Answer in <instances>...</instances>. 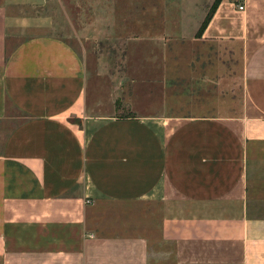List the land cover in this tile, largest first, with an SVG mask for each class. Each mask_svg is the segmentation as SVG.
Masks as SVG:
<instances>
[{
	"label": "crops",
	"instance_id": "crops-1",
	"mask_svg": "<svg viewBox=\"0 0 264 264\" xmlns=\"http://www.w3.org/2000/svg\"><path fill=\"white\" fill-rule=\"evenodd\" d=\"M213 1L179 35L240 48L236 114L175 110L178 50L102 112L54 0H0V264H264V0H221L196 37Z\"/></svg>",
	"mask_w": 264,
	"mask_h": 264
},
{
	"label": "rangeland",
	"instance_id": "rangeland-1",
	"mask_svg": "<svg viewBox=\"0 0 264 264\" xmlns=\"http://www.w3.org/2000/svg\"><path fill=\"white\" fill-rule=\"evenodd\" d=\"M208 2L54 0L52 9L47 10L54 20L48 32L68 37L71 44L84 53L93 89L102 84L101 97L106 100L101 106L102 112L115 109V106L107 105L110 98L128 95L133 101L138 100V104L143 102L141 75H130L134 79L131 83L126 72L130 71V66H143L145 52L157 54L164 50H178L183 73L175 81L181 91L177 87L175 91L176 95L180 94L178 98L183 99V105L175 107V110L236 114L241 108L240 48L179 35V32L187 36L191 34L200 10H204ZM99 61L102 65L101 80L97 79ZM200 78H204L201 83L198 81ZM116 87L124 92L119 89L113 93ZM90 97L92 99V94ZM200 100L206 105L199 103ZM118 108L116 106V110ZM140 108L142 110L143 107ZM5 126L0 123L1 129L4 130Z\"/></svg>",
	"mask_w": 264,
	"mask_h": 264
},
{
	"label": "trees",
	"instance_id": "trees-1",
	"mask_svg": "<svg viewBox=\"0 0 264 264\" xmlns=\"http://www.w3.org/2000/svg\"><path fill=\"white\" fill-rule=\"evenodd\" d=\"M221 0H214L211 4V6L209 7L204 19L202 20L201 24L198 27V30L196 32V37H200L203 30L205 29V27L207 26V24L209 23V20L211 19L214 11L216 10L218 4L220 3Z\"/></svg>",
	"mask_w": 264,
	"mask_h": 264
},
{
	"label": "built area",
	"instance_id": "built-area-1",
	"mask_svg": "<svg viewBox=\"0 0 264 264\" xmlns=\"http://www.w3.org/2000/svg\"><path fill=\"white\" fill-rule=\"evenodd\" d=\"M243 7H244L243 5H239V6H238V8H239L240 10H242Z\"/></svg>",
	"mask_w": 264,
	"mask_h": 264
}]
</instances>
